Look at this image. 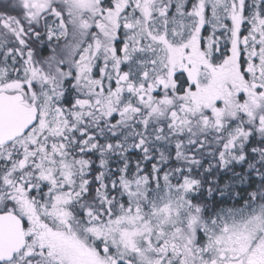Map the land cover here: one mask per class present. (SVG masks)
Instances as JSON below:
<instances>
[{
	"label": "rangeland",
	"instance_id": "obj_1",
	"mask_svg": "<svg viewBox=\"0 0 264 264\" xmlns=\"http://www.w3.org/2000/svg\"><path fill=\"white\" fill-rule=\"evenodd\" d=\"M13 1L17 14L8 10L6 0H0V87L22 90L26 86L31 75L13 63L24 60L25 52L20 53L16 46L27 41L35 50L39 45L51 48L43 61L58 62L50 71L59 87L69 77L77 78L73 57L74 62L81 61L84 54L78 58L77 50L55 52L53 46L64 43L77 48L90 33L93 46L100 40L103 43V75L97 76L103 77V84L85 85L81 92L89 93L76 105H87V119L92 120L103 105V136L113 134L111 143L122 140L115 139L117 134L133 146H138L139 138L144 139L151 156L181 162L167 166L163 175L156 174L163 163L148 175L139 166L130 174L117 161L124 156L125 147L103 144V222L87 228L108 252L103 264L122 260L191 264L199 257L203 261L222 254L231 261L237 255L242 261L264 258V94L259 88L247 89L243 78L248 76L264 87V0H100L103 7L99 0H53L46 2L44 12L50 9L51 13L43 18L39 10H33L37 15L26 12L31 9L28 0ZM59 14L61 22H57ZM21 22H28V36L21 30ZM35 56L30 54L29 60ZM205 63L219 66L213 68L217 74H212L209 83L201 70ZM80 71V76L85 74ZM50 90L51 86L45 87L41 122L50 126L48 140L56 143L61 135L69 137L71 133L63 128L59 111H48V105L50 110L54 105ZM35 98L30 92L29 99ZM84 115L72 113L70 124L86 123ZM41 122L28 138L33 146L41 143ZM54 130L59 134L51 136ZM55 155L53 147L45 149V161ZM54 170L52 165L40 172L49 185L47 203L56 200L55 207L64 197L60 191L64 188L63 184H48ZM233 170L238 173L233 185L239 188L244 184L239 180L249 176L245 196H233L237 198L234 206L201 210L206 196H229L217 191L216 181ZM61 179L67 183L69 172L64 171ZM43 215L53 224L47 211ZM191 215L192 223L176 235ZM36 217L31 212L33 243L29 251L10 264L99 263L93 252L91 261H74L66 250L57 249L51 237L42 240L41 235L48 231L37 224ZM201 229L204 235L199 233ZM170 234L176 235L178 244L171 245L170 250L179 254L183 249V258L168 260L156 253ZM207 260L204 263L212 261Z\"/></svg>",
	"mask_w": 264,
	"mask_h": 264
},
{
	"label": "flooded vegetation",
	"instance_id": "obj_2",
	"mask_svg": "<svg viewBox=\"0 0 264 264\" xmlns=\"http://www.w3.org/2000/svg\"><path fill=\"white\" fill-rule=\"evenodd\" d=\"M6 1L9 11H14L15 14L19 13L18 10L13 7V0ZM49 1L53 3V0H28L26 4L30 6L31 9L27 8L26 12L37 15L34 11L39 10V17H47L51 13V10L44 11L46 2ZM100 4L103 7V3L100 2ZM249 4H251V1L248 2V5ZM52 9H54V6ZM61 16L60 14L58 15L57 22H61ZM23 19L26 20V18ZM27 23L28 22L22 24L21 22V30L26 36L30 34ZM55 25L56 24H54L53 27ZM60 27L61 24L56 26V29ZM73 31L72 34L74 35ZM5 32L7 36L11 37L9 29H6ZM86 35L87 38L84 40V44L79 45L77 48L75 45L68 48L64 43H61L57 47L55 45L53 46L55 52L68 50L74 53L77 50L78 58L84 54V59L81 61L74 62L75 58L73 57V67L76 70L73 74L77 75V78L72 77V79H70L69 77L64 81V84L59 87L58 83L60 82H58L57 79H52L53 72L50 71L52 65L58 67V62L55 59L52 61L51 59L50 61H48V59L43 61L45 58L44 54L51 48L49 46L39 45L35 50L27 44L29 43V41H27L23 46H16L20 53L25 52L24 60L20 63H13V65H17L18 70H22L25 67L27 72L31 75L26 78V86L22 90L0 87V92H6L9 95L20 94L23 97L21 102L22 105L26 107L37 106L39 109L37 126L24 136L0 144V214H15L20 217L23 222L27 236V247L20 256L27 253L30 249V244L33 243L30 232L32 229L30 221L32 212L37 216V224L42 229L48 231V233H43V235H41V239L46 240L51 237V239L55 241L57 249H60L59 251L66 250L68 252L69 259H73L74 261L85 259L91 261L90 255L92 254L91 252H93L94 256L97 257L96 261L99 263L94 262L92 264H103V260L106 261L104 258L106 256L105 254L108 252H105L103 247L99 246L100 242H96L92 235L87 232L89 226L103 222V105L100 106L99 112L92 120L87 119L88 113L90 112V110L86 109L87 105L80 107L81 105H76V102L81 99L83 94L86 95L89 93V90L88 92H81L85 85H95L98 83V85L95 86L99 87L100 83L103 84V77L97 78L100 74L103 75V43L100 40L97 45L93 46L91 34L86 33ZM32 53L36 54V56L29 60L30 54ZM54 54L57 55L58 53ZM182 62H184V57L181 58V63ZM202 65L201 70H203L205 75H208L209 83L212 74H217L214 73L213 68H219V66L208 63ZM70 66H72L71 63H69L67 67ZM239 68L242 69V66L239 65ZM69 70L71 72L72 68ZM80 70H84L85 74L80 76ZM10 76L9 80H12V75ZM243 78L244 81H246L245 85L247 89L249 86L254 87L253 89L259 88L262 89L260 92L264 94V87L262 85L253 82L248 76ZM10 82H8L7 85H9ZM47 86H51L50 101L54 102L53 109L50 110V105H48V111H59L64 121L63 128H69L67 132L71 133L69 137L61 135L56 143L48 140L49 135L47 134V130L50 126H43L44 123L41 122L43 115V95L45 87ZM30 92L36 95L35 99H29ZM87 98V96L84 97V103L87 102ZM76 112L85 114L83 120L86 119V123L74 121V123L70 124L69 116ZM40 122L42 124L40 134H42L43 137L41 143L33 146L28 142V138L30 134L32 135L35 129L39 127ZM61 128L60 125L59 129ZM63 133L62 131L61 134ZM58 134L59 130H54L51 136ZM113 144L122 146L120 143H107L106 147L109 148ZM47 147H53L56 150L57 157L55 155V158L53 157V159L45 161L44 155ZM29 156H31L30 159H28ZM112 159L111 157L107 158L109 164ZM104 160L106 161V159ZM117 161L121 162L122 159H118ZM156 161L159 165L162 163L165 165L174 163L181 165L179 160L170 157H163ZM191 161H194V159H191ZM45 162H51L52 165L55 166L53 177L49 179L50 181H48V184H58V187L63 184L64 188L60 190L64 192L61 193L64 197L60 199L62 201L59 200L57 202L58 205L56 204L55 207L53 205L56 200L52 204L47 203L46 200L49 185L45 183L40 170H47L52 165L45 167ZM162 168L163 167H160L158 171L162 170ZM164 170L167 169L164 168ZM64 171L69 172V180L67 183L61 179ZM237 174L238 173L234 170L229 172L227 187L230 191L225 192H227L229 196L244 197V193L248 192L246 185L249 182L247 181L249 176H244L243 179L239 180L240 183H244L243 185L240 184L239 188L237 184L233 185ZM29 210H31V212ZM43 211H47L49 213L48 216L53 218V224H50L44 219ZM52 211H54L53 214L51 213ZM195 220L200 222V218H195ZM191 223L192 215L186 220L185 227L179 229L176 235L181 233ZM199 233L204 235V230H199ZM176 235L170 234L168 239H163L160 243V249L157 250L156 253L160 252L161 255L163 254L162 256L167 257L168 260L173 259V256L183 258L185 256L183 249L179 250V254L175 252L172 253V250H170L171 245L178 246ZM185 241H189L188 237ZM196 255L199 257L198 253H196ZM201 255L202 252L200 253V256ZM207 259L202 261L199 257L196 261L191 262V264H264V258H260L261 260L259 261H251L249 259H243L242 261L240 255L234 256L232 261L229 260L225 254L217 255L216 258L209 259L212 260L211 262L204 263ZM122 262H124V264H145V262L141 263L140 261L134 263L132 260H122L119 263L115 262V264H120Z\"/></svg>",
	"mask_w": 264,
	"mask_h": 264
},
{
	"label": "water",
	"instance_id": "obj_3",
	"mask_svg": "<svg viewBox=\"0 0 264 264\" xmlns=\"http://www.w3.org/2000/svg\"><path fill=\"white\" fill-rule=\"evenodd\" d=\"M18 96L0 95V143L24 135L37 122L36 107L20 106ZM27 244L23 223L14 214H0V264L12 262Z\"/></svg>",
	"mask_w": 264,
	"mask_h": 264
},
{
	"label": "trees",
	"instance_id": "obj_4",
	"mask_svg": "<svg viewBox=\"0 0 264 264\" xmlns=\"http://www.w3.org/2000/svg\"><path fill=\"white\" fill-rule=\"evenodd\" d=\"M108 136H107V138H105L103 136V144L112 142L111 140H109V138H112L113 134L110 133V134H108ZM115 139H118V140L122 139L121 141H117V143H120L122 145L121 147H125L123 149V150H125L124 156L120 157V159H122V161L120 162V165L121 166L125 165L128 172L129 171L131 172L130 174L135 173L134 169L139 166L142 168V171L145 172V175H148L149 172L154 170L159 165V163L156 160L163 158V157H153V155L151 156V152L149 151L150 148L148 146V143L144 139L140 140V138H139L138 143H136V144H138V146L137 145L133 146V145H131L130 141H125L124 138H122V136L120 134H117L115 136ZM160 149L162 150V148H160ZM170 158H172V157H170ZM104 164L105 163H103V165ZM171 165H178L179 166V164H176V163L171 164ZM107 166H109V164ZM167 166H170V165L162 166L163 168L160 171H158V168H157L156 174L159 175L161 173L163 175L167 171V170H164V168H166ZM182 170H184V166L182 169H180V171H182ZM229 172L230 171H228L227 175L221 174V177H219V180L216 181L217 186H218L217 191L219 190V193L228 190L227 181L229 180ZM104 174L105 173L103 172V175ZM129 176H131V175H129ZM207 184L212 186V183H207ZM211 189L212 188H210V190ZM236 203H237V198H235L233 196H228L226 198L218 197V199H217L216 195H215V198H212L210 196H206L205 201H204L205 205L202 206L201 210L204 207L205 208L208 207L209 210H213L214 208H217V207L221 208L222 205L224 207H230V206H234Z\"/></svg>",
	"mask_w": 264,
	"mask_h": 264
}]
</instances>
